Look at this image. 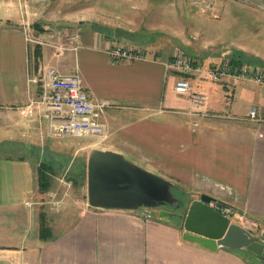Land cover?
<instances>
[{"label": "crops", "instance_id": "obj_1", "mask_svg": "<svg viewBox=\"0 0 264 264\" xmlns=\"http://www.w3.org/2000/svg\"><path fill=\"white\" fill-rule=\"evenodd\" d=\"M122 1L129 11L118 7ZM138 1L0 0V146L31 152L0 154V264H249L234 250L184 240L176 219L87 203L89 154L109 150L170 181L186 204L209 195L264 232V86L209 75L233 56L264 71V0H209L211 8L239 7L241 13L227 10L230 20H240L237 32L249 34L232 40L218 63L190 57L187 74L169 66L173 54L185 53L179 46L164 56L146 51L131 63L109 62L110 46L132 47L124 36L141 29L131 12ZM47 68L79 76L98 106L103 135L56 132L55 116L41 101L40 74ZM182 76L207 95L203 106L174 91ZM39 165L48 175L45 191L38 188ZM76 193L80 198H71ZM46 205L58 208L57 229L46 225L43 239Z\"/></svg>", "mask_w": 264, "mask_h": 264}, {"label": "water", "instance_id": "obj_2", "mask_svg": "<svg viewBox=\"0 0 264 264\" xmlns=\"http://www.w3.org/2000/svg\"><path fill=\"white\" fill-rule=\"evenodd\" d=\"M173 185L163 177L148 171L120 153L92 149L87 161V203L98 209L135 210L172 205ZM215 199L201 194L190 201L181 222L182 238L210 250L226 248L250 251L264 259V232L256 235L244 226L229 221L210 205ZM159 217H178L164 210Z\"/></svg>", "mask_w": 264, "mask_h": 264}, {"label": "rangeland", "instance_id": "obj_3", "mask_svg": "<svg viewBox=\"0 0 264 264\" xmlns=\"http://www.w3.org/2000/svg\"><path fill=\"white\" fill-rule=\"evenodd\" d=\"M226 4L228 6L226 5L223 10H221V7H217L216 4L214 8H211L212 4L209 0L138 1V4L136 3L137 8L132 9L131 12L133 14L132 16L139 17L135 24L137 28L141 29L131 33L130 35H125L124 38H127L125 39V42H128L132 48L142 50V53L144 54L142 59L145 58L146 51L149 53V55L152 53H158L159 56H164L168 53L169 48L172 46H179L185 50V53L189 57L195 59V63H198L199 61L203 63L208 58H211L213 62L218 63L219 60L217 61L216 57L220 54L226 53L227 49L231 48L228 46H230L229 43L232 40L235 41L237 39H242L243 37L239 35L249 34L247 30H240L237 32L238 27L241 26L240 20H236L235 25H233L230 20L231 15H229L228 11L231 14H235L237 12L241 13L239 7L237 9V7H231L230 3ZM128 6L129 4L125 1H122V3L118 5V7H121V10L125 11H129ZM128 40L135 42L136 46H133V44ZM203 42L209 43L208 48L203 49L202 51L195 50V48H200ZM260 43H262V47H264L263 36L260 40ZM262 54H264L263 50L261 52V55ZM108 60L110 63L118 64L123 62L131 63V61H137L141 59H125L116 62H111L109 58ZM53 61H58V59L55 58ZM6 146L10 145L7 144V142H4L3 146H0V154H2L4 151H8L11 154H21L23 152H26L25 154H31V152L27 149H19L17 147L5 148ZM76 163L77 160L73 165V169L75 168ZM70 190L72 191V189ZM77 190L78 189H75V191ZM172 194L173 198L177 199V201L172 205H166L169 207H174V211L172 212L181 215L180 218H176V220L181 223L186 213L187 206L189 205L185 203V201L187 202L188 198L181 194V191L177 189H172ZM59 196V194H56L55 199L59 198ZM80 196L78 193H76L71 198L79 199ZM47 198H54V196ZM182 200L184 201V204L181 203ZM175 203L177 205L174 206ZM169 207L165 208L159 206L151 207L149 209L145 207H139L137 209H147L151 211L153 216H158L160 211H171V208ZM56 210H58V208H55L53 205L52 207L50 205H46V213L42 216L45 224H53L55 230L57 228L53 221L56 216ZM231 220L234 221L235 219L231 217ZM252 232L256 235H260L259 229H254ZM234 251L241 253V255L246 257V260L249 264H264L263 258L253 254L250 251Z\"/></svg>", "mask_w": 264, "mask_h": 264}, {"label": "built area", "instance_id": "obj_4", "mask_svg": "<svg viewBox=\"0 0 264 264\" xmlns=\"http://www.w3.org/2000/svg\"><path fill=\"white\" fill-rule=\"evenodd\" d=\"M198 2V1H196ZM74 33V37H76ZM111 62L125 59H142V50L125 47L121 44H113L107 50ZM169 66L174 70L187 74L193 69L191 58L184 52H176L171 56ZM210 77L217 81L228 76L234 82L240 80L253 81L264 86V71L247 63L231 67L228 60L210 70ZM42 82L41 101L55 116V129L60 135L72 136H101L104 126L98 119V106L92 101L90 94L82 86L79 76L76 74L60 75L53 68H47L40 74ZM37 81V78L33 79ZM174 91L187 95L191 104L195 107L203 106L207 101V95L195 90L185 77H179L174 84ZM251 117L255 115V109L249 112ZM210 205L218 209L229 221L231 217L251 232L255 224L249 220L243 212L235 211L231 206L210 202ZM149 209V208H148ZM143 218H150L149 210L141 212Z\"/></svg>", "mask_w": 264, "mask_h": 264}, {"label": "trees", "instance_id": "obj_5", "mask_svg": "<svg viewBox=\"0 0 264 264\" xmlns=\"http://www.w3.org/2000/svg\"><path fill=\"white\" fill-rule=\"evenodd\" d=\"M230 66L234 67V66H239L242 64V61L233 56L230 59ZM37 183H38V188L41 191H45L48 188V175L45 171V168L42 165H39V167L37 168ZM48 228L44 222V220H41L40 223V227H39V234L43 239H47L48 237Z\"/></svg>", "mask_w": 264, "mask_h": 264}, {"label": "flooded vegetation", "instance_id": "obj_6", "mask_svg": "<svg viewBox=\"0 0 264 264\" xmlns=\"http://www.w3.org/2000/svg\"><path fill=\"white\" fill-rule=\"evenodd\" d=\"M175 205H177L176 203L174 204V206ZM161 207H165V208H167V207H169V206H167V205H162ZM169 208H171V211H174L173 209H174V207H169ZM177 217H174L173 219H176Z\"/></svg>", "mask_w": 264, "mask_h": 264}]
</instances>
